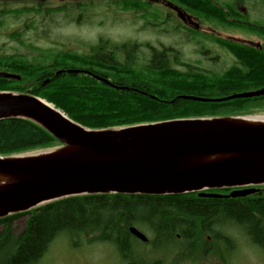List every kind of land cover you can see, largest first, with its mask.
I'll return each mask as SVG.
<instances>
[{
    "label": "trees",
    "instance_id": "16d2710c",
    "mask_svg": "<svg viewBox=\"0 0 264 264\" xmlns=\"http://www.w3.org/2000/svg\"><path fill=\"white\" fill-rule=\"evenodd\" d=\"M202 23L223 30L264 35V21L249 23L248 15L227 1L172 0ZM120 10L142 12L146 26L150 17L163 24L171 23V14L162 15L145 0H112ZM90 0L72 2L71 10L87 9ZM65 11L69 10L66 4ZM57 8L34 6L0 9V25L5 16L33 17L52 14ZM84 12V11H83ZM67 13V12H66ZM180 27H186L183 23ZM181 28L175 26V31ZM184 30V29H183ZM190 38L199 45L209 41L219 45L234 58L233 64L221 70H206L184 62L173 46L160 49L148 43L113 42L100 37L88 45L87 53L67 50L40 53L27 59L18 55H0V70L14 72L20 80L0 77V91L27 93L44 98L61 109L74 122L90 128L105 129L158 122L176 118L225 117L264 113V95L236 98L222 102H202L182 95L219 97L264 87V53L231 42L210 32L191 29ZM18 33V32H17ZM15 33L10 34L14 37ZM19 34V33H18ZM152 53L144 65H138L140 47ZM120 54H125L120 59ZM186 69H180L177 66ZM83 69L85 72H69ZM87 71V72H86ZM103 77L105 81L92 74ZM48 130L21 117L0 119V155H12L61 146ZM231 188L209 189L217 193ZM235 199L199 196L198 192L148 195L102 193L74 195L50 201L26 211L0 218V264H35L48 246L60 235L69 239L88 236V243L107 242L115 246L130 264H160L137 256L136 240L128 227L145 226L153 232L148 243L182 235L191 247L208 248L204 234L222 236V230L237 227L254 242L264 246V190ZM181 196V197H180ZM196 196V197H195ZM21 230L16 221L24 217ZM75 244V242H72Z\"/></svg>",
    "mask_w": 264,
    "mask_h": 264
},
{
    "label": "water",
    "instance_id": "95a60500",
    "mask_svg": "<svg viewBox=\"0 0 264 264\" xmlns=\"http://www.w3.org/2000/svg\"><path fill=\"white\" fill-rule=\"evenodd\" d=\"M173 8L181 21L189 19L184 10ZM0 77L21 79L17 73L2 70ZM262 95L264 87L217 98L181 97L222 102ZM10 117L36 122L62 145L0 155V218L74 195L198 192L205 197L235 198L258 190L249 186L264 185V122L241 120L247 115L90 129L44 98L0 91V119ZM219 188L234 189L228 194L204 191ZM129 231L141 241L148 240L135 226Z\"/></svg>",
    "mask_w": 264,
    "mask_h": 264
},
{
    "label": "rangeland",
    "instance_id": "374dc122",
    "mask_svg": "<svg viewBox=\"0 0 264 264\" xmlns=\"http://www.w3.org/2000/svg\"><path fill=\"white\" fill-rule=\"evenodd\" d=\"M76 1L86 2L89 0H46L41 2L44 9L50 7L61 8L49 15L3 17L0 25V55L15 54L31 60L41 57L40 53L55 50L87 53L88 45L96 43L102 37L113 42L134 41L140 44L148 43L150 47L153 46L156 49H160L163 46H173L179 50V55L184 62L190 63L197 68L223 70L228 67V65L221 62L217 66L211 60L215 55L214 52H210V50L215 51L214 45L209 41H203L199 45V43L191 40V29L180 27L182 22L176 17L172 18L169 24L162 23L163 17L159 20H154L150 17V23H158L159 26H152L151 24L146 26L142 18V12L120 10L117 3L112 2V0H90L91 3H89L87 9L83 8V10L73 11L70 5ZM218 1H227L234 4L240 12L248 15L250 21H264L263 0ZM32 2L34 1L0 0V9L34 6L36 3ZM66 4L69 7L68 11L63 10L66 8L64 7ZM156 8L160 14L166 15L167 10H162L159 6H156ZM197 23L198 28L202 32H212L223 39L228 38L229 35L246 37V34L239 31L223 30L220 27H214L201 21H197ZM175 26L181 28L179 32L175 31ZM15 32L14 37H11L10 34ZM217 50L220 49L218 48ZM151 53L152 51L148 47H140L136 63L138 65L146 64ZM120 57V59H123L125 54H120ZM177 67L183 70L186 69L179 65ZM247 90L252 89H243V91ZM208 95L210 98L220 96L217 91L208 93ZM258 115H264V113H257L252 116ZM256 187L252 186V188ZM24 219L25 216L16 221V232L21 230ZM139 229L149 239L154 238L153 232L145 226L139 225ZM227 230L228 232L226 233H230L232 237L230 243L232 251L227 257L228 264H264V249L256 248L247 234L240 228L229 227ZM88 238V236H80L71 240L64 235H60L48 246L45 253L35 264H121L120 253L115 246L99 241L88 243ZM180 241L181 238L177 237L174 240L171 239L169 243L160 241L158 248H155L150 254L154 259H158L162 257V254L164 256L166 249H168L167 252H171L174 247H178V249L183 247V242ZM72 242H75V244ZM149 245L148 243L147 245L137 244L136 247L144 252L149 250ZM176 253L177 251L170 256L173 259L170 264H175L174 259L178 258ZM205 259L208 263L213 261L212 258L206 257ZM214 264L219 263L214 259Z\"/></svg>",
    "mask_w": 264,
    "mask_h": 264
},
{
    "label": "flooded vegetation",
    "instance_id": "af4514ba",
    "mask_svg": "<svg viewBox=\"0 0 264 264\" xmlns=\"http://www.w3.org/2000/svg\"><path fill=\"white\" fill-rule=\"evenodd\" d=\"M32 1H34L36 4L37 3L42 4L41 2H44L46 0H32ZM145 1L150 2V3H152L155 6L161 7L162 10L163 9L167 10L168 13L166 12V15L167 14H171L172 16L176 17L177 19H178V17L176 15V11L174 10L173 7L176 6V7L180 8V9H182L177 3H175L172 0H145ZM34 2H32V3H34ZM51 8L52 7H50L49 9H51ZM185 12L189 16V19H186V22H183L181 20L180 21L188 29H199L198 27L195 28L196 27L195 21L197 22V21H199V19L195 15H193V14L187 12V11H185ZM243 14H245V13H243ZM249 23L250 24H254L255 22L254 21H249ZM255 25H257L258 27H264V26L258 25V24H255ZM226 39L231 41V42L239 43V44H242L243 46H246V47H249V48H251L253 50H258L259 52H263L264 53V35L260 36V35H256V34H246V37H244V36L243 37H233V36L229 35V37L226 38ZM213 45L215 47V51H211L210 50V52H214L215 55L211 58V60L214 61L217 66L219 65L220 62L222 64H225V65H228V66L233 64L234 58L232 57L231 54H229L228 51H226L225 49L221 48L219 45H216V44H213ZM218 48L220 50H217ZM228 61H230V62H228ZM256 186H257L256 188L258 189V192H256V193L258 195H260L261 194V191H260L261 189L260 188L264 189V185H256ZM249 187H252V186H249ZM232 189H234V188H232ZM232 189H230V190H232ZM204 191L205 192H215V191H211L209 189H206ZM229 191L223 192L222 194H228ZM161 196H163V195H161ZM167 196H172V195H166L164 197H167ZM246 196H248V195H246ZM246 196H242V197H246ZM172 197H178V196H172ZM235 198H237V197H235ZM235 198H232V197L224 198L223 197V198H218V199H226L227 200V199H235ZM228 228H224L222 230V233H221L222 236H220V237H214L211 234L205 233L203 235L204 236L203 238L208 242V248L204 249V250H201V248L199 246H196V245L194 247H191V249L188 250L187 249L188 248L187 241L179 233H176L174 235V237H172V238H168L167 237L166 239H164L165 243L171 242V239L174 240V238H176V237L177 238H181V241L183 242L182 243L183 247H181L179 249H178V247H174V248H172L171 252H167L168 249H166V251L164 253V256L162 254V257L158 258L160 264H170L173 261V259L170 258V256H172V254L175 251H177L176 255L178 256L177 259H174L175 260V264H214V259L219 264H228V261H227L228 258L227 257L230 254V252L232 251V245L230 244L232 237L230 236V233L229 234L226 233V232H228V230H227ZM128 232H129L130 235H132L135 238V240H136V244L135 245L136 246H137V244H146L147 245V243L149 241V238H148L147 241H141L139 238H137L135 235H133L129 231V227H128ZM251 243L258 249H261V250L264 249V246L254 242L252 240H251ZM148 245H149V243H148ZM155 248H158V247L157 246L156 247H152V246L149 245V250H146V251L142 252V250L140 251L138 249L137 250L135 249V252H136L137 256L140 257V258H144V259L147 258V260L152 259L153 261H158V259H154L152 257V255L150 254V252L154 251ZM148 256H150V257H148ZM206 257L212 258L213 261L211 263L206 262L205 261ZM120 258H121V264H130V262L128 260H126V258H124L121 254H120ZM208 261H211V260H208ZM148 262H150V260Z\"/></svg>",
    "mask_w": 264,
    "mask_h": 264
},
{
    "label": "bare ground",
    "instance_id": "6f19581e",
    "mask_svg": "<svg viewBox=\"0 0 264 264\" xmlns=\"http://www.w3.org/2000/svg\"><path fill=\"white\" fill-rule=\"evenodd\" d=\"M241 120H243V121H251V122H264V115L249 116V117H245V118H243Z\"/></svg>",
    "mask_w": 264,
    "mask_h": 264
}]
</instances>
